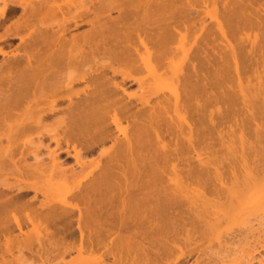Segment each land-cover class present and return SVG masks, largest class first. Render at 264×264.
I'll use <instances>...</instances> for the list:
<instances>
[{
    "label": "bare ground",
    "instance_id": "bare-ground-1",
    "mask_svg": "<svg viewBox=\"0 0 264 264\" xmlns=\"http://www.w3.org/2000/svg\"><path fill=\"white\" fill-rule=\"evenodd\" d=\"M262 137L264 0H0V264H264Z\"/></svg>",
    "mask_w": 264,
    "mask_h": 264
},
{
    "label": "rangeland",
    "instance_id": "rangeland-1",
    "mask_svg": "<svg viewBox=\"0 0 264 264\" xmlns=\"http://www.w3.org/2000/svg\"><path fill=\"white\" fill-rule=\"evenodd\" d=\"M262 140L264 141V137H262L261 141H262ZM259 144H260V143H259ZM259 147H261L262 150H263V148H264V142H263V145L260 144ZM261 153H262V152H261ZM263 155H264V153H263ZM64 156H65V155H64ZM64 156H62V157H64ZM259 156H260V154H259ZM64 158H65V157H64ZM262 158H263V157H262ZM262 158H261V157H259V159L254 158V160H255L256 162H261V160H263ZM70 162H71V161H70ZM30 193H31V192H28V194H30ZM31 195H32V194H31ZM260 216H261V215H260ZM257 217H258V216H257ZM257 217H256V219L258 220V222H259L260 220H264L263 216H262V218L260 217V220H259V218H257ZM254 220H255V219H254ZM252 222H253V218H252ZM252 222H251V223H252ZM260 222H261V221H260ZM260 222H259V223H260ZM187 223H188V222H187ZM191 223H192V221L190 220L189 223H188V225H191ZM249 223H250V222H249ZM249 223H248L247 225H244V226L242 225V226L244 227V230H245V228H246L245 226H248V227H249ZM251 223H250V226H254V227H253L254 229H253V228L250 229V227H249V230H248V228H247L246 231L248 230V231L250 232V231L252 230V231L255 232L258 228H259V229L261 228L260 230H263V231H261V232H263V234H264V226H263V225H264V224H263L264 221L261 223V225L258 224L257 222L255 223V221H254L252 224H251ZM196 224L198 225V222H197V221H194L192 225L195 226ZM186 225H187V224H186ZM223 225H224V224H223ZM193 226H191V227L188 226V227H189V230H190V228L192 229ZM242 226H241V228H239V226L236 225L234 228H232V230H230V231L227 230V231L230 232V233L225 232L224 234H225L226 236H224V235L222 234V235H223V237H222L223 240L226 238V240L230 241L229 239H235V238H233V237H236L235 240H237V238H239V239L242 241V239H244L245 236H246V238H247V236H250L251 234H250L248 231H247L248 233H247L246 231H244ZM188 227H187V228H188ZM196 227L198 228L199 225L196 226ZM232 227H233V226H232ZM194 229H195V228L192 229L193 232H191L192 234H190L191 239H192V238L195 239L194 236L200 235L199 237H200L204 242H203V241H202V242H199V241H200V238H199V239H197V241L193 244V243H192V242H194V240H193V241L191 242V243L193 244L192 247L189 245L191 249H189V247H188V249H187V246H186V249H185V250H184V248H183V249L181 248L182 246L185 247V244L182 245V243L185 242V238H184V236H181V235H180V236H177V235H176L177 237H179L178 239H181L180 241H179L178 239L174 238V237H176L175 235L172 236L173 239H176L178 242H180L179 244H181L182 246L178 245L177 241H175V240L171 242V245H174V246L177 245L178 247L180 246V249H181L182 251H184V254H185V252L188 253L187 255L185 254L186 256L183 255L184 258L181 256L183 253H181V255H180L181 257L179 258V261H177V264H180V263H181V264H184V263H185V264H197V262L201 264V260H202V264H205V263H208V262H206V260L209 261V260H208L209 258H211L210 261H211L212 264H213L214 261L216 262V261H220V260H221V261H220L218 264H220V263H221V264H232V263H233V264H242V263L245 264V263H246V260H247V259L245 260V259H243L244 257L242 258V257H240V256H241V253H242V251L244 250V248H245V249L248 248V247H249V244L252 242V241H251V242L249 241L250 238L248 239V241H249L248 244H247L248 241H245V243L248 245V246L246 245L247 247H244L245 245L242 244L243 242H242V243L240 242V243L242 244V246H243V247H242V248H243L242 251H241L242 248H240L241 246H240L239 243H236V244H235V243H234V244H229V245H231V246H232V245H233V246L236 245V246H235V247H236L235 249H236L237 252H238V254L236 253V254L234 255L233 252H234V251L236 252V250H234V251L232 250V249L234 248L233 246H232L233 248L231 247V250L228 251V253H229V252L231 253V251H233L231 255L233 256L234 260L232 261L233 258H231L230 253H229V254L227 253V254L230 256V259H229V256H227V255H224L223 257L221 256L222 259H221V257H218V256H220V254H222L223 252H226V251H227V249L225 250V249H223L221 246H219V244H220L219 241L216 242L217 240L214 241V240L210 239V240H211L210 242L214 241V242H215L214 244H216V243H217V244L219 243V244H218L217 246L215 245V247H217V248L213 247L214 250H213L212 247H209V248H210V249H209V248H207L208 246H211L210 243H209V244L207 243V242H209V240H208L209 237H206V235H205V237L208 238L207 241H205V240H204L205 238H203V237H204V234H203V236H201V234H202L203 232L200 231V230H197V229L194 230ZM198 229H199V228H198ZM228 229H229V228H228ZM230 229H231V228H230ZM238 229H240V230H238ZM252 231H251V232H252ZM258 231H259V230H258ZM234 232H235V233H234ZM243 232H244V233H243ZM254 232H253V233H254ZM226 233H227V234H226ZM241 233H242V234H241ZM255 233H256V232H255ZM195 234H197V235H195ZM239 234H241L242 236L239 235ZM249 234H250V235H249ZM234 235H235V236H234ZM243 235H244V236H243ZM237 236H238V237H237ZM197 238H198V237H197ZM241 238H242V239H241ZM263 238H264V237H263ZM191 239H189V240H191ZM239 239H238V240H239ZM198 240H199V241H198ZM251 240H252V238H251ZM253 240H254V239H253ZM220 241H221V239H220ZM197 242L200 243V244H196ZM222 242H223V241H222ZM224 242H225V240H224ZM255 242H256V241H253V242L251 243V244H253V245H250V246L254 247V243H255ZM176 243H177V244H176ZM245 243H244V244H245ZM256 243H257V242H256ZM188 244H189V243H188V241H187L186 245H188ZM203 244H204V245H203ZM206 244H207V245H206ZM211 244L214 245L213 243H211ZM221 244H222V243H221ZM221 244H220V245H221ZM238 244H239V245H238ZM194 245H196V246H198V247H196V246L193 247ZM237 245H238V247H237ZM177 246H176V247H177ZM199 246H200V247H199ZM206 246H207V247H206ZM218 246H219L220 248H218ZM257 246H258V245L256 244V247H257ZM178 247H177V250H176V248H175L176 251H178V249H179ZM228 247H229V246H228ZM172 248H173V247H172ZM194 248H196V249H194ZM198 248H200V250H199ZM211 248H212V249H211ZM238 248H239V249H238ZM197 249H198V250H197ZM206 249H208V250H206ZM218 249H221V252H219ZM222 249H223V251H222ZM229 249H230V247H229ZM250 249H252V248H250ZM196 250H197V251H196ZM204 250H206V251H205L206 253L202 255L201 252L204 251ZM209 250H213V251H214L213 253H214L216 256H214V257H213V256H212V257H209V256L211 255V254L208 253ZM215 250H216V251H215ZM224 250H225V251H224ZM239 250H240V252H239ZM191 251H192V254H190ZM193 251H194V252H193ZM217 251H218L220 254H219ZM209 252L211 253L212 251H209ZM216 252H217V253H216ZM243 252H245L244 254L246 255V253L249 254L250 251L248 252V250H247V251H243ZM15 253H16V252H15ZM49 253H50V252H49ZM196 253H197V254H196ZM202 253H204V252H202ZM251 253H252V251H251ZM33 254L35 255L34 252H33ZM97 254L99 255V254H101V252H99V253H97ZM193 254H194V255H193ZM214 254H213V255H214ZM224 254H226V253H224ZM244 254H242V255H244ZM248 254H247V255H248ZM15 255H16V254H15ZM24 255H25V253H24ZM26 255H27V254H26ZM48 255H49V254H48ZM51 255H55V254H51ZM51 255H50V256H51ZM201 255H202V256H201ZM205 255H206V256H205ZM207 255H209V256H207ZM222 255H223V254H222ZM236 255H237V257H236V259H235V256H236ZM238 255H239V256H238ZM50 256H49V258H50ZM203 256H204V258H203ZM225 256H227L228 259H229L230 261H228L227 257H225ZM224 257H225L226 259L223 260ZM246 257H247V256H246ZM37 258H38V257H36L35 259H34V257H33V258H29L28 255H27V256H25V258H24V256L22 257V260H24V261L26 260L24 263H23V261H20V260H19V262H18V261H17V262H18V264H19V263H20V264H45V263H46L45 260L48 259V256H47V258H44V257H43V258H38V259H37ZM51 258H52V256H51ZM104 258L106 259L107 264L112 263L111 258H110L109 256L104 257ZM182 258H183V259H182ZM198 258H199V259H198ZM207 258H208V259H207ZM218 258H220V259H218ZM238 258H239V259H238ZM36 259H37V260H36ZM44 259H45V260H44ZM212 259H213V260H212ZM216 259H218V260H216ZM237 259H238V260H237ZM41 260H43V261H41ZM49 260H50V259H48V262H47V263L50 262ZM204 260H205V262H204ZM222 260H223L224 262H223ZM226 260L228 261V263H227ZM235 260H236V261H235ZM66 261H67V259H66ZM183 261H184V262H183ZM199 261H200V262H199ZM210 261H209V262H210ZM231 261H232V263H231ZM241 261H242V262H241ZM41 262H43V263H41ZM44 262H45V263H44ZM51 262H52V260H51ZM51 262H50V264H53V263H51ZM235 262H236V263H235ZM244 262H245V263H244ZM247 262H248V261H247ZM47 263H46V264H47ZM54 263H55V261H54ZM16 264H17V263H16ZM208 264H210V263H208ZM216 264H217V263H216Z\"/></svg>",
    "mask_w": 264,
    "mask_h": 264
}]
</instances>
